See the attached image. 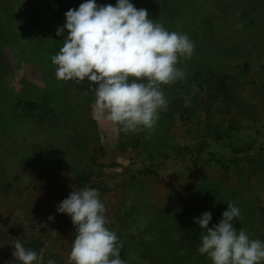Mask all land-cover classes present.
Segmentation results:
<instances>
[{
    "label": "rangeland",
    "instance_id": "1",
    "mask_svg": "<svg viewBox=\"0 0 264 264\" xmlns=\"http://www.w3.org/2000/svg\"><path fill=\"white\" fill-rule=\"evenodd\" d=\"M230 10L233 33L240 34L249 21L262 38L260 50L264 55V0H232ZM251 10L258 13L255 21L251 19ZM4 57L0 41V264H19L12 255V245L17 239L26 249L38 254L43 250L44 264L48 260L69 264L76 229L71 217L57 213L56 209L73 189L84 187L99 191L105 215L123 212L128 218V213L135 209L142 213L140 217L133 215L130 221L126 219L124 224L109 223V229L122 245L120 257L126 264H149L141 250L148 241L157 244L153 237L158 234L164 236L165 257L175 256L179 243L189 249L188 260L193 264V243H201L202 235L206 234L194 223L195 218L211 212L209 227H212L219 223L228 203L240 209V217L232 222L237 232L243 229L251 240L261 236L255 229L260 209L248 199L259 184H264V170L249 166L245 169L241 165H264V57L251 60L248 68L237 60L218 65L216 85L206 88V97L198 99L193 94L195 102L201 101L204 107L199 103L189 107L186 124L202 109L213 111L216 116L228 111L227 116L234 121L241 120L236 110L243 109L246 111L243 118L261 123L258 136L218 141L214 144L216 154L211 165L196 168L198 162L209 160L207 154L201 153L208 143L196 146L188 138L182 165L181 158L164 165V153H147L143 144L137 145L139 153L124 147L121 153L96 154L87 148L85 153L73 154L66 144L75 140L62 135L57 136L54 146L38 149L28 145L27 140L36 128L33 109L37 106L45 114L53 109L42 94H33L30 84L25 83L17 90L21 79L9 73ZM202 78L208 80L206 75ZM248 147L249 153L241 155L240 151ZM53 157L56 165H52ZM102 157L105 165H96ZM82 160L93 165L73 164ZM145 211L160 216V223L154 224L155 236L147 232L153 230V224L145 219ZM49 216L54 220L49 222ZM41 224L47 227H40ZM49 229L59 235L53 236ZM134 229L139 232L134 233ZM202 255L204 260H210L207 254ZM209 263L212 264L211 260ZM164 264H169L166 259Z\"/></svg>",
    "mask_w": 264,
    "mask_h": 264
},
{
    "label": "crops",
    "instance_id": "2",
    "mask_svg": "<svg viewBox=\"0 0 264 264\" xmlns=\"http://www.w3.org/2000/svg\"><path fill=\"white\" fill-rule=\"evenodd\" d=\"M84 2L86 0H0L2 54L10 68L9 73L16 74L21 79L22 84L18 85L17 90H21L25 83L30 84L33 94H42L53 109L48 114L37 109V106L33 109L36 128L27 140L28 145L38 149L47 145L54 146L57 136L62 135L75 140L66 144L73 154L85 153L87 148L96 154L121 153L120 150L124 147L139 153L137 145L143 144V150L147 153H164V165L174 158L177 162L181 158L179 162L182 165L186 150L185 139L188 138L196 146L208 143L201 153L207 154L209 160L198 162L195 164L196 168L211 165L212 156L216 154L214 144L218 141L227 142L238 137L248 140L259 135L261 123H250L243 118L246 112L243 109L236 110L241 119L235 120L236 122L227 116L228 111L216 116L215 112L212 111V114L202 109L195 114L191 123L186 124L189 107L198 103L204 107L201 101L195 102L193 94L196 93L198 99L206 97V88L216 85L218 65L237 60L241 66L248 68L251 60L258 61L264 57L260 50L262 38L258 30L250 27L249 21L240 34L233 33L230 10L232 0H129L138 10L146 9L149 18L168 31L187 34L195 47L190 59L180 58L177 64L185 74L183 79H178L172 85H161L168 104L159 111L154 129L127 133L116 130L110 122L93 119L95 92L87 80L64 81L55 76L57 66L52 63L51 58L59 52L67 35L65 30L63 35L57 36V28L66 23L65 13L69 9H78ZM96 3L115 6L117 0H96ZM245 8L248 12L247 7ZM257 14V11L251 10L253 21ZM9 59L12 60L11 64ZM202 75H206L208 80L203 79ZM17 94L19 95L18 92ZM240 98L243 99V96ZM249 151V147L244 148L240 154L245 155ZM230 154L233 155L232 151ZM22 155L23 159L25 151ZM73 164L93 165L83 160ZM52 165H56L55 157ZM96 165H105L104 157L97 160ZM241 166L245 169L249 166L253 170H264V165ZM97 180L99 181L98 177ZM252 194L254 195L248 202L257 203V208L260 209L257 211L258 225L255 229L261 236L256 240L264 242V184H259L256 193ZM141 214L135 209L128 213V218L123 212L106 215V218L109 223L119 221L124 224L126 219L130 221L133 215L140 217ZM144 216L153 224V230L147 232L155 236L157 231L154 224L160 223V216L149 215V211H145ZM109 223L106 225L108 228ZM133 232L139 231L134 229ZM153 238L157 239V244L148 241L141 250L143 258L149 264H164V259L169 264H190L187 253L189 249L185 245L178 243L177 253L169 259L164 255V236L158 234ZM200 246L201 243L194 241L193 264H210V260H204L205 256L199 252Z\"/></svg>",
    "mask_w": 264,
    "mask_h": 264
},
{
    "label": "clouds",
    "instance_id": "3",
    "mask_svg": "<svg viewBox=\"0 0 264 264\" xmlns=\"http://www.w3.org/2000/svg\"><path fill=\"white\" fill-rule=\"evenodd\" d=\"M65 17L66 23L57 28L56 35L65 30L67 35L51 58L57 66L56 78L89 82L95 92L94 120L110 122L125 133L154 129L159 111L168 104L161 85L183 79L185 74L177 64L194 52L188 35L168 31L129 0H117L115 6L86 0L78 9H69ZM56 211L70 216L76 229L69 264H126L120 257L122 245L116 233L106 226V207L97 189H73ZM239 217L240 209L228 203L221 220L212 227L211 212L195 218L194 223L206 233L199 252L207 254L212 264H264V242L251 240L243 229L237 232L232 222ZM53 220L48 217L49 222ZM49 230L53 236L59 235ZM12 247L19 264H44L43 250L38 254L26 249L19 239Z\"/></svg>",
    "mask_w": 264,
    "mask_h": 264
}]
</instances>
